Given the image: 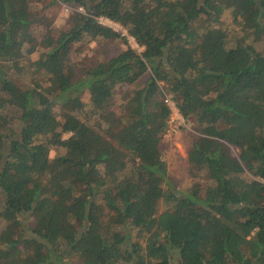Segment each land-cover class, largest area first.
Returning <instances> with one entry per match:
<instances>
[{
	"label": "trees",
	"instance_id": "16d2710c",
	"mask_svg": "<svg viewBox=\"0 0 264 264\" xmlns=\"http://www.w3.org/2000/svg\"><path fill=\"white\" fill-rule=\"evenodd\" d=\"M63 1L84 10L67 29L0 0V264H264V0ZM226 10L235 34L196 26ZM101 17L144 49L77 78L75 42L127 39ZM26 63L46 85L17 79ZM161 82L197 132L189 168L205 181L185 192L162 151Z\"/></svg>",
	"mask_w": 264,
	"mask_h": 264
},
{
	"label": "rangeland",
	"instance_id": "374dc122",
	"mask_svg": "<svg viewBox=\"0 0 264 264\" xmlns=\"http://www.w3.org/2000/svg\"><path fill=\"white\" fill-rule=\"evenodd\" d=\"M30 4L32 10L38 14L40 18H43L45 22L51 24L54 27H60L64 29H67L70 26V16L73 11L79 10L84 12V10L77 8L72 2L67 3L63 0H30ZM103 23L112 26L115 30L121 32L127 37V39L124 41L121 38L106 39L99 37L97 39H92L87 37L79 42H75L71 47L69 59L72 64L78 67L76 69L77 78L80 76L82 71L89 69L91 66L96 65L97 63L108 60L128 46L135 48L139 52H142L144 49L121 24L107 20H104ZM196 26H200L202 28L206 27L208 29L219 28L221 30L228 31V33L231 35L235 34L237 31L236 25L233 21V15L228 10L222 14L219 22L211 24L210 22L206 21L204 17H201L196 23ZM42 28V26H39L38 29L42 31ZM250 35L251 34H247L242 38L238 37L236 40L248 44H256L257 41H262L254 40V38ZM260 45H262V43L256 44L257 47ZM38 54V52L33 53L31 58H37ZM26 64H24L23 68L18 72V76H16L17 79H22L24 83H28L30 85L35 83L46 85V76H44L42 72H39L35 75L30 69V66ZM146 78L147 75H145L141 81H145ZM161 85L164 90L165 100L172 108V114L169 119V127L162 136V151L164 154V159L168 165L169 177L171 179L172 186L177 190L185 192L190 190L194 185L201 186L204 183L203 181H205L203 176H198L197 174L192 173L189 168L188 150L193 140V134H196L197 132L193 129L191 122L187 121L176 107V104L172 100L170 93L166 89V86L162 82ZM81 97L86 103V109H89L90 104L88 92L83 91L81 93ZM55 111L59 113L60 106L56 105ZM120 111L121 109H119V115L121 116L123 112ZM80 117L92 128L103 132L105 136L108 137V134L104 132L96 114L89 116V114L85 111L80 113ZM69 135V133L64 134V138H67ZM63 151L64 148L62 147L52 148L50 156L53 157ZM233 152L236 154L238 150L234 149ZM247 175L252 178L251 174L247 173ZM158 208L159 211H164L168 208V203L164 200H160ZM23 217H25L24 221L29 225L34 224V217L32 215Z\"/></svg>",
	"mask_w": 264,
	"mask_h": 264
},
{
	"label": "built area",
	"instance_id": "2783aa9c",
	"mask_svg": "<svg viewBox=\"0 0 264 264\" xmlns=\"http://www.w3.org/2000/svg\"><path fill=\"white\" fill-rule=\"evenodd\" d=\"M79 9L83 10L82 7H79ZM104 20L111 21L110 19L105 18V17H101V18H100V21H101L102 23L104 22Z\"/></svg>",
	"mask_w": 264,
	"mask_h": 264
}]
</instances>
